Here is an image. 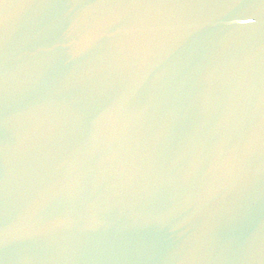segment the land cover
Segmentation results:
<instances>
[{"label":"water","instance_id":"1","mask_svg":"<svg viewBox=\"0 0 264 264\" xmlns=\"http://www.w3.org/2000/svg\"><path fill=\"white\" fill-rule=\"evenodd\" d=\"M0 264H264V0H0Z\"/></svg>","mask_w":264,"mask_h":264}]
</instances>
